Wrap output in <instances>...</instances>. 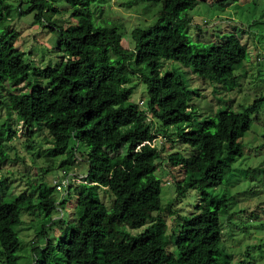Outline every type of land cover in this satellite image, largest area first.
<instances>
[{"label":"trees","instance_id":"trees-1","mask_svg":"<svg viewBox=\"0 0 264 264\" xmlns=\"http://www.w3.org/2000/svg\"><path fill=\"white\" fill-rule=\"evenodd\" d=\"M19 1L29 7L22 12L19 3L18 16L36 11L34 19L39 23L45 8L57 12L51 0ZM93 1L69 0L75 7L72 16L78 20L75 26L45 25L58 33L57 48L63 57L54 67L49 63L38 68L29 53L14 45L15 33L1 29L2 14L8 17L11 9L0 0V108L7 101L11 119L0 130V264H20L21 244L15 228L22 224V213L43 214L36 237L44 240V246L26 264H221L220 208L227 219L229 208L226 199L211 195L204 184L220 185L235 159L243 156L241 139L250 130L251 115L264 106V95L252 104L239 105L237 111L220 108L212 116L199 117L191 105L196 92L177 71L162 72L161 65L177 64L229 92L237 87L233 68L247 57L246 50L232 33L199 49L187 34L176 31L187 21L182 14L198 0H136L160 5V9L151 26L131 31L133 49H126L116 25L94 24ZM238 1L218 0L217 4L225 7ZM32 76L44 80L46 86L29 82L27 91L11 92V83ZM133 76L145 86L144 108L130 102L136 90L135 85L128 86ZM17 125L28 137L47 131L72 143L68 152L66 147H49L44 153L49 166L60 158L59 168L72 170L79 154L90 168L80 177L85 183H70L66 189L67 194L76 189L77 217L68 231L63 217L53 218L64 200L58 203L51 196V185L44 178L27 180V194H4L8 178L1 170L10 161L7 150L12 148L9 142L15 138ZM157 138L175 140L190 153L163 155V148L151 146ZM26 143L28 149L41 147L34 140ZM79 146L85 151H78ZM122 148V156L109 153ZM108 156L112 157L105 181L94 167ZM161 159L183 172L182 179L174 182L175 195L184 198L195 190L201 201L196 212L181 219L166 238L151 225L161 213L171 211L170 203L162 206L161 180L155 176ZM260 167L258 175L264 179V166ZM100 189L107 190L112 199L109 208L101 202ZM54 226L62 231L56 242L47 232Z\"/></svg>","mask_w":264,"mask_h":264},{"label":"rangeland","instance_id":"rangeland-1","mask_svg":"<svg viewBox=\"0 0 264 264\" xmlns=\"http://www.w3.org/2000/svg\"><path fill=\"white\" fill-rule=\"evenodd\" d=\"M217 1L198 0L192 9L182 14L181 18L185 17L187 21L176 27V31L187 34L191 44L199 49L206 47L224 34L237 35L247 53V57L233 68L237 87L229 92L220 91L217 86L201 80L190 70L177 64L166 62L161 65L162 72L170 69L177 71L185 79L186 86L196 92L197 96H192L191 105L195 107L199 117L212 116L220 108L237 111L239 105L252 104L262 94L264 95V0H239L225 7H220ZM3 2L10 6L11 13L8 17L2 14L1 20H4V26L1 29L15 33L14 45L26 55L29 53V59L38 68H44L49 63L51 67H54L57 61H61L63 54L57 48L58 33L51 32L45 25L52 23L56 27L66 29L77 24L78 20L72 16L75 7L69 0H51L57 12H49L45 8L42 11L44 13L40 23L34 19L36 11L18 16L19 0H3ZM20 5L22 12L29 7L28 3L22 2ZM158 9L160 5L144 4L136 0H94L90 5L94 24L106 22L116 25L118 33L123 37L122 45L126 49H133L131 31L136 27L151 26L156 20ZM35 81L43 86L47 84L41 78L32 76L28 80L11 83L10 90L13 93L27 91L28 83ZM133 85L136 86V90L130 102L144 108L147 102L145 86L136 76L131 77L128 84V86ZM4 97H8V94H4ZM251 120L250 130L241 139L243 156L235 159L231 165V171L225 174L220 185L204 184L210 187L208 191L211 195L226 199L229 208V219L223 217L225 215L220 208L221 248L224 253L223 257H219L221 264H264V179L258 175L260 166H264V106L251 115ZM10 124V112L6 101V104L0 108V130H5ZM14 129L15 138L9 142L12 148L7 150L10 161L1 170V175L8 178V190L4 193L5 195L27 194L29 192L27 180L42 177L52 186L57 178L63 179L67 176L71 180L74 178L73 175L80 178L89 171L88 164L79 154L72 170L68 167H66L68 170H61L60 158L54 160V166H49L45 161L44 153L49 147H66L65 152H68L72 144L70 141L58 138L47 131L36 132L28 137L20 125L15 126ZM170 132L173 133L174 129H170ZM29 140L36 141L41 147L35 146L28 149L26 142ZM173 141L172 143L163 138H157L155 145L163 148V155L175 152L184 155L190 153L189 149ZM79 150L85 151V148L79 146ZM109 153L122 156L125 150L122 148L116 153ZM111 157L101 160L94 167L105 181L110 172L109 158ZM63 171L65 174L62 177ZM155 176L161 180L162 206L167 207L170 203L171 211L161 213L160 219L158 218L151 225L154 224L156 230L164 232L163 236L165 235L166 238L176 230L181 219L196 212V207L201 204V201L195 190L188 191L184 198L175 195L174 182L180 181L183 177L180 168H171L167 166L165 160L161 159ZM72 183L76 184V182ZM51 186V196L58 203L64 200V205L58 208L53 218L57 221L63 217L66 222L65 230L68 231L67 228L71 227L77 217L76 189L73 187V190L67 194V187L56 192ZM98 193L101 202L109 208L112 199L107 190L100 189ZM21 218L22 224L15 228L21 244L18 260L20 264H26L37 257L40 248L44 246V240L36 237L41 230L43 214L36 213L29 216L22 213ZM51 228H47V232L50 233L49 238L52 242H56L62 236V231L58 226H54L49 231ZM140 231H134L133 234Z\"/></svg>","mask_w":264,"mask_h":264},{"label":"built area","instance_id":"built-area-1","mask_svg":"<svg viewBox=\"0 0 264 264\" xmlns=\"http://www.w3.org/2000/svg\"><path fill=\"white\" fill-rule=\"evenodd\" d=\"M141 104V103H140ZM155 140H153V142L151 143V146H154L155 145ZM65 174V172H62V177L63 175ZM74 178L71 180L66 176V177H63V179H59L57 178L56 180L53 181V186L55 187V190L57 192L59 191H62L63 188H66L68 187V185L72 182H76L77 184L79 183H85L84 181L81 180V178H77L75 175H73Z\"/></svg>","mask_w":264,"mask_h":264}]
</instances>
